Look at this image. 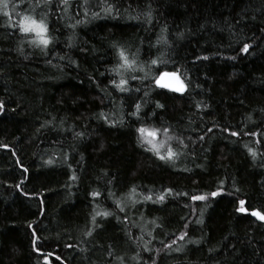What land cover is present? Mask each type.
Listing matches in <instances>:
<instances>
[{
    "label": "trees",
    "instance_id": "16d2710c",
    "mask_svg": "<svg viewBox=\"0 0 264 264\" xmlns=\"http://www.w3.org/2000/svg\"><path fill=\"white\" fill-rule=\"evenodd\" d=\"M7 4L0 264H264L251 215L264 214V0ZM24 16L47 24V49L19 30ZM121 50L134 63L116 72ZM164 71L186 90L159 87ZM140 127L177 156L148 151Z\"/></svg>",
    "mask_w": 264,
    "mask_h": 264
},
{
    "label": "snow or ice",
    "instance_id": "6c2138e0",
    "mask_svg": "<svg viewBox=\"0 0 264 264\" xmlns=\"http://www.w3.org/2000/svg\"><path fill=\"white\" fill-rule=\"evenodd\" d=\"M0 2L4 3V7L7 8L8 4H7V0H0ZM46 3H50L51 0H45ZM64 4H67V0H63ZM106 12H111L112 11V7L109 5L105 8ZM5 15H9V13L5 12ZM93 15H98V13H93ZM77 23H80V21H77ZM19 30L23 33H35L36 39H34L33 41H31V43H34L37 47H41L42 50L43 49H47L48 45L51 43V38L48 36V26L47 24L44 22L43 19H41L40 21H37L35 18L31 17V16H24L23 19L20 21L19 24ZM250 45L245 44L243 46V48L241 49L242 52L247 53L249 51ZM119 56L121 58V60L123 61V64L118 65L117 68L113 69V71L119 72L120 68L123 67H131V65L134 63V61H129L127 56L125 55L124 51L121 50L119 52ZM204 59H207V57H204ZM153 64H156L157 61L153 60L152 61ZM176 76V73H163V76ZM135 78V77H133ZM178 79V77H177ZM157 84L160 83V80L156 81ZM114 84V86L118 89H120L121 91H128L126 85H127V80L121 78L119 83L117 84L115 81L112 82ZM185 90V85L181 82L179 87H176L174 89V91L176 92H183ZM3 107V104L0 103V108ZM136 112L133 113V115H137L140 111L141 105L137 104L136 106ZM157 107H162V105H157ZM101 116H103V113H101ZM105 119H107L106 117H104ZM161 131V129H147L145 127H140L137 129V132L140 134V141L141 144H147L149 147L147 148L148 151H152L154 152L158 158L160 160L163 161H168V160H172L177 156V153H175L174 151L171 150V148H169L166 152V154H161L160 149L164 147V144L166 143V141H161L159 144L155 143V138L157 137L158 133ZM162 131L164 132V134L167 136L168 140L173 139L172 136H168V129L164 128L162 129ZM209 131H211V129H209ZM225 131H227V129H225ZM231 135L236 136L238 135V133L236 132H232ZM201 139H203V137H201ZM251 151V149L249 150ZM253 156H255V153H252ZM47 163H52L51 160L47 161ZM25 171H27L25 169ZM72 179H76L75 176L72 177ZM134 191V190H133ZM168 192H171V189L167 190ZM219 193L217 192H213L211 193V195L213 197L217 196ZM100 194L98 192L93 193V196H99ZM187 195V194H185ZM146 199H152L151 196L146 197ZM158 199L160 201H163L165 199L164 194H161L160 196H158ZM192 200L194 201H203L206 200L207 197L204 195H193L191 197ZM244 201H240V205H244ZM119 206V205H118ZM121 211H123V208H121ZM238 211L240 212H245L246 209L243 207H240L238 209ZM97 215H110V213H97ZM251 215L254 217H257L259 220L264 221V214H261V212L259 211H252ZM93 221H95V217H93ZM91 232H88L87 235H91ZM186 235V233H185ZM179 239H184V235H182L181 237H179ZM170 247V246H169Z\"/></svg>",
    "mask_w": 264,
    "mask_h": 264
},
{
    "label": "water",
    "instance_id": "95a60500",
    "mask_svg": "<svg viewBox=\"0 0 264 264\" xmlns=\"http://www.w3.org/2000/svg\"><path fill=\"white\" fill-rule=\"evenodd\" d=\"M163 73H170V74L171 73H176V76L175 77H173L171 75H169V76H163ZM177 77H178V79H177ZM157 80H160V83L157 84L159 87L164 88V89H167V90H171V91H174V89L176 87H179L180 84H181V82L184 84V82H183L182 78L180 77L179 73L178 72H175V71H164V72H162L158 76ZM185 90H186V85H185ZM183 92H178V93H183Z\"/></svg>",
    "mask_w": 264,
    "mask_h": 264
}]
</instances>
